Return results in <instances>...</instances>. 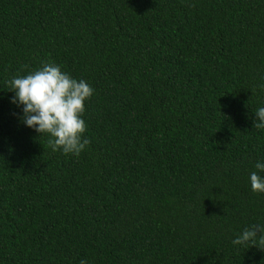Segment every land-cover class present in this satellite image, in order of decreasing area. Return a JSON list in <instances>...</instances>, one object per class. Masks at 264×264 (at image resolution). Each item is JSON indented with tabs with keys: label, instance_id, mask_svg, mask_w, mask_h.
Wrapping results in <instances>:
<instances>
[{
	"label": "trees",
	"instance_id": "obj_1",
	"mask_svg": "<svg viewBox=\"0 0 264 264\" xmlns=\"http://www.w3.org/2000/svg\"><path fill=\"white\" fill-rule=\"evenodd\" d=\"M44 63L94 89L78 157L11 102ZM260 107L264 0H0V264H264Z\"/></svg>",
	"mask_w": 264,
	"mask_h": 264
},
{
	"label": "clouds",
	"instance_id": "obj_2",
	"mask_svg": "<svg viewBox=\"0 0 264 264\" xmlns=\"http://www.w3.org/2000/svg\"><path fill=\"white\" fill-rule=\"evenodd\" d=\"M8 84L15 93L11 102L22 106V123L41 136L49 135L53 151L78 157L86 149L90 141L84 137L87 126L82 117L94 89L85 80L72 78L54 63H44L26 76L13 77ZM255 116L254 128L264 129V107L258 108ZM256 168L264 172V163H257ZM250 183L253 192L264 193V177L257 172L251 173ZM233 244H250L264 251V226L246 228Z\"/></svg>",
	"mask_w": 264,
	"mask_h": 264
}]
</instances>
